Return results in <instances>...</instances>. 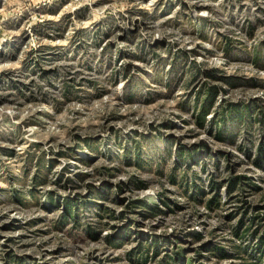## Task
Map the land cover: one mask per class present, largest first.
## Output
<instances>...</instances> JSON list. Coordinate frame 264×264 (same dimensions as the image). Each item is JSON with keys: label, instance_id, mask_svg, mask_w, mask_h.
Here are the masks:
<instances>
[{"label": "rangeland", "instance_id": "1", "mask_svg": "<svg viewBox=\"0 0 264 264\" xmlns=\"http://www.w3.org/2000/svg\"><path fill=\"white\" fill-rule=\"evenodd\" d=\"M260 236L264 0H0V264H264Z\"/></svg>", "mask_w": 264, "mask_h": 264}, {"label": "trees", "instance_id": "2", "mask_svg": "<svg viewBox=\"0 0 264 264\" xmlns=\"http://www.w3.org/2000/svg\"><path fill=\"white\" fill-rule=\"evenodd\" d=\"M238 179H242L241 177H238V178H231L229 181H228V192L230 193V191L235 187V185H237V180ZM213 202V200H212ZM243 221H240V225L242 224ZM236 233V232H235ZM238 233V232H237ZM255 235V232L252 233L251 236ZM258 246H260V248L262 247L264 249V236H260L258 238ZM216 251V250H215Z\"/></svg>", "mask_w": 264, "mask_h": 264}]
</instances>
